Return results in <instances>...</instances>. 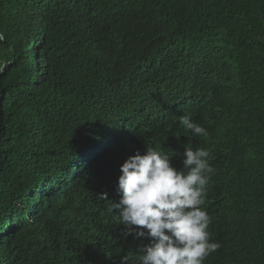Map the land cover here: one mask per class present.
Wrapping results in <instances>:
<instances>
[{"label":"trees","instance_id":"obj_1","mask_svg":"<svg viewBox=\"0 0 264 264\" xmlns=\"http://www.w3.org/2000/svg\"><path fill=\"white\" fill-rule=\"evenodd\" d=\"M0 33V264H136L120 167L186 145L215 169L204 264H264V0H0Z\"/></svg>","mask_w":264,"mask_h":264},{"label":"clouds","instance_id":"obj_2","mask_svg":"<svg viewBox=\"0 0 264 264\" xmlns=\"http://www.w3.org/2000/svg\"><path fill=\"white\" fill-rule=\"evenodd\" d=\"M179 122L194 136L208 135L192 121L191 114L180 116ZM171 157L162 147H148L120 167L116 182L120 199L111 203L109 211L118 213L125 235L148 240L136 256V264H204L221 246L211 239V218L202 207L206 186L215 172L209 163L210 152L186 145L180 170L171 165Z\"/></svg>","mask_w":264,"mask_h":264}]
</instances>
